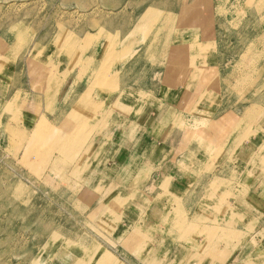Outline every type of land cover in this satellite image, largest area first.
I'll list each match as a JSON object with an SVG mask.
<instances>
[{
  "label": "rangeland",
  "instance_id": "rangeland-1",
  "mask_svg": "<svg viewBox=\"0 0 264 264\" xmlns=\"http://www.w3.org/2000/svg\"><path fill=\"white\" fill-rule=\"evenodd\" d=\"M256 33H264V0H0V264H128L127 252L152 245L167 246L146 264H264V80L255 81L264 78V40L255 43ZM234 34L258 52L241 49ZM162 47L166 69L187 78L201 68L207 101L204 119L194 113L183 123L184 162L191 146L196 154L178 170L176 121L147 134L146 152L143 128L128 134L127 112L117 109L124 93L115 91L146 73L151 82ZM205 54L213 72L195 63ZM232 70L244 76L228 82ZM79 82L85 88L74 91ZM142 101L139 109L154 108ZM41 115L48 127L35 133ZM230 137L233 150L224 147ZM241 158L255 159L252 173ZM224 163L232 169L218 175ZM181 172L188 186L177 198L172 179ZM198 204L209 209L198 213ZM161 213L171 226L155 221Z\"/></svg>",
  "mask_w": 264,
  "mask_h": 264
},
{
  "label": "crops",
  "instance_id": "crops-1",
  "mask_svg": "<svg viewBox=\"0 0 264 264\" xmlns=\"http://www.w3.org/2000/svg\"><path fill=\"white\" fill-rule=\"evenodd\" d=\"M168 50L161 51L162 60L158 59V63L157 64L155 63V65H154L155 70H153L152 74H151L152 75L151 82H150V73H146L144 76H142L140 78V81L132 82V83H126V84L122 85L118 89V91H115V92H117L116 95H121V92L124 93V94H122L121 97H119L120 98L119 103L121 106L118 107L117 109L119 111L123 110V111L127 112L126 115L128 116L129 119L126 121V124H127L126 132L129 134V128L132 126H134V128H136V130L137 129L141 130L142 128L143 129L145 128L147 130L146 133H145V131H143V129L141 132L144 134L143 136L145 137V138L144 137L142 138V142H143V146H144L142 150H144L146 152H147V150L151 151V149L154 147V143H153L154 140L152 138L148 139V135L150 134V132L153 131V133L154 132L156 133V132L160 131V129H163V126L166 127L168 124L169 125L166 128H174L171 126V124L174 121H176V123H174L175 124L174 126H175V128L178 129V131H176V132L171 131V133L173 132V135H175V136L170 137V143L172 146H174L175 149H178V151L180 153L179 158H177L176 161H174V163H173L174 166L176 165L178 167L177 168V170H178L179 166H181V165L184 166V163L186 161H188V160H186L184 162V159H185L184 155H185V153L188 152V148H189L188 146H185V145L189 144V140L185 141V139H186L185 135L186 134L184 132H185L186 128L183 126V123H184V121L187 122L188 120H190V117H192V114H194V113L196 114L197 117L199 116L198 119H200V118L204 119L206 116L203 113L206 111L202 110V107L207 108V104L205 103V101H206V100H204L205 98L201 97L202 93H203V91H201L202 88H200L201 80H200V74H199L200 71L199 70L201 68L200 67L197 68V70L195 72L196 73L195 77L198 80H196L195 77L192 76L193 74H195L194 70H192L191 75H190L191 70L187 71V73H186L187 78H183V77H181L180 74H176L175 73L176 71L166 69L167 62H168L167 60L169 59L168 52H167ZM208 54H205L203 56H197L195 59V63L197 66H199V65H201V62L205 61L208 65L204 66V67L207 69H210L209 72H213V70L217 66L210 64L209 56H207ZM161 61L164 62L162 65H161ZM62 64H63V67H62L63 69H61L60 71L65 72L67 70V67L69 66V63H66L65 59H64ZM202 69H203V67H202ZM68 75H70V74H68ZM68 75L64 80V84H62V91L59 94L58 101L61 100L63 93L67 90V88L69 87V85L72 82L73 76H68ZM1 76L4 77L3 74ZM187 81H189V82H187ZM120 85H121V82H120ZM8 86L9 85H7V88H9ZM21 86H23V85H21ZM84 88H85V85L83 84V82H79V84H77V86L74 88V91L83 90ZM18 92H20V91H18ZM14 93H15V90H14ZM96 95H97L98 99H99V97L104 96V94H102V95L100 94L99 96H98V94H96ZM209 95H212V94H209ZM112 98L114 99V97H112ZM116 98L117 97L115 96V99ZM140 98H142V100L145 102L150 100L154 104V108L149 109L145 105L144 107L142 106L143 107L142 110L139 109L141 101H142ZM1 99H3V97H1L0 100ZM201 102H203V104H201ZM117 109H115V111ZM169 111H170V113H168ZM227 112L228 111L225 110L223 112V114L218 118L219 121H217V122H220L221 117H224V115ZM135 113H137V114H135ZM167 114H169V117H166V116H168ZM118 117L124 118V116L121 114L118 115ZM132 117L134 118L133 122H131V120H130V118H132ZM180 121L182 122V124H180L181 123ZM136 132H138V131H136ZM188 133H190L189 136H191V134L193 133L194 138L197 135V132L196 133L195 132H192V133L188 132ZM211 133H213V132H211ZM211 133H209V134H211ZM134 134H136V133H134ZM187 139H188V137H187ZM131 148H129V147L126 148L128 151V156L130 155V149ZM191 148H192V152L190 155H192V156L190 157L189 160L194 159L193 156L196 154V152L193 151L195 146H191ZM225 148L230 149V146L227 145V146H225ZM199 149H200V151L205 150V148H202V147H200ZM231 150H233V147H231ZM180 157H181V159H180ZM239 161H240L239 164H241L242 161L241 160H239ZM123 163H125V160L123 161ZM123 163H122V165H123ZM111 165H112V163H111ZM110 171L112 172V170H110ZM180 179H182V178L179 176V179H175V180L172 179V182L180 180ZM130 234H132V233H130ZM130 234L127 235V237L130 236ZM126 240L128 241L127 238H126ZM131 243L132 242L129 241V244H131ZM161 246L162 247H159L156 245H152L150 247L145 246L142 249V251L135 253V254L132 251L128 250L129 252H127V254L125 255L123 260L125 261V258H126V261L128 262V264H146L147 261L150 263L151 262L150 251L152 249L155 250L156 251L155 253H157V255L159 254L162 258V254L164 251L163 247L166 248L167 245L166 246L161 245ZM78 252L80 255L83 251H81V252L78 251ZM71 256L73 258H77V257H75L76 255L74 252L72 253Z\"/></svg>",
  "mask_w": 264,
  "mask_h": 264
},
{
  "label": "bare ground",
  "instance_id": "bare-ground-1",
  "mask_svg": "<svg viewBox=\"0 0 264 264\" xmlns=\"http://www.w3.org/2000/svg\"><path fill=\"white\" fill-rule=\"evenodd\" d=\"M235 35V34H234ZM238 39H240L241 40V42L243 41V40H245V42H243L242 44H241V49H245L246 51H248L249 53H251L252 55H254V53L256 54L257 52H258V50H257V48H255L254 47V45H252V44H248V35L247 36H245V35H235ZM255 43H258V42H262L263 40H264V33L263 34H260V35H258L257 33L255 34ZM194 38V37H193ZM246 40H247V42H246ZM178 41L180 42L179 43V45L182 43V42H185V43H187V41H185V39L183 38V37H180L179 39H178ZM191 45H184V47L185 48H187V47H190ZM242 46H243V48H242ZM161 50L162 51H164V48L162 47L161 48ZM244 58H246V57H244ZM251 62V61H250ZM244 75H243V73H238V72H236V70H232L229 74H228V76L225 78L226 80L228 79V78H231V79H233V80H235V82H237V81H239L240 79H241V77H243ZM259 78H260V80H259ZM259 78L257 79V80H255L256 82H260V81H262V80H264V78H262V76H259ZM230 79H228L227 81L228 82H231V81H229ZM235 83L233 82L232 83V85H234ZM244 103V102H243ZM252 103H254V102H251L250 104H249V102L247 103V104H241L242 106L244 105L245 106V108H248V107H250V105L252 104ZM42 117H40L39 118V120H38V122H37V126H36V128H35V133H37L38 132V130H40V129H46L48 126H47V122L45 121V118H44V116L43 115H41ZM107 122V121H106ZM107 124V123H106ZM105 123H103L102 124V126H101V132H103V129L105 128V125H106ZM96 129H97V127H96ZM109 130V129H108ZM107 130V131H108ZM98 131H100V130H98ZM251 131V130H250ZM40 132V131H39ZM210 132V131H209ZM249 132V131H248ZM248 132H247V134H248ZM232 134H233V132H231ZM231 133H229L227 136H229ZM251 133V132H250ZM208 135V134H207ZM201 136H203V137H205V135H204V133L202 132V134H201ZM214 136H217V133L215 134V133H211V134H209L208 136H207V140H209L210 139V137H214ZM231 136H233V135H231ZM203 137H200V136H198V141H197V143L198 144H203L204 142H206V143H208L207 141H203L204 139H203ZM231 139H228V140H226L225 141V146H230V149H231V144H232V141H233V139H232V137H230ZM247 140H248V138H247ZM67 143H68V141L66 142V141H63V143H62V145L60 146V150L61 151H63V150H65L66 149V145H67ZM248 143V142H247ZM261 143L264 145V139L261 141ZM249 144V143H248ZM70 145V144H69ZM224 146V147H225ZM223 147V146H222ZM264 151V150H263ZM253 154V153H252ZM192 155H190L189 156V158L187 159V160H189L190 159V157H191ZM235 156V155H234ZM252 156V155H251ZM249 158H251V157H249ZM248 158V159H249ZM228 161V160H227ZM241 164L239 165V167H242L241 169H244V170H246L247 171V173H252V171H251V169H253V166H255L256 165V163L254 162L255 161V159L254 158H252V159H249V160H247V159H243V158H241ZM244 163H246L245 164V166H243V164ZM225 168H228V169H232L231 168V166L229 165V164H226V163H224V164H222L221 165V169L222 170H220V171H218L217 172V174L218 175H221V174H223L224 173V169ZM256 169V168H255ZM261 169V168H260ZM213 170V169H212ZM221 173V174H220ZM262 173H263V171H262ZM181 174L182 175H180V177L181 178H183L184 177V173L183 172H181ZM261 175V174H260ZM183 176V177H182ZM215 177H218V176H215ZM238 177V176H237ZM215 179V178H214ZM242 179V178H241ZM252 179V178H251ZM240 180V179H239ZM246 180V179H245ZM261 180V179H260ZM202 181V180H201ZM238 182V181H237ZM201 183V182H200ZM261 183V182H260ZM264 183V181L262 182V184ZM192 184V183H191ZM190 184V185H191ZM182 185V186H181ZM260 185V184H259ZM188 185H187V183H186V181L184 180V179H180L179 180V190H177L176 191V197L179 195L180 196V189H184V188H186ZM199 186V185H198ZM180 187H182V188H180ZM205 190V189H204ZM179 191V192H178ZM187 191V190H186ZM211 194V193H210ZM177 198H179V197H177ZM176 198V199H177ZM221 198V197H220ZM18 199V198H17ZM181 200V199H180ZM7 201H8V199H7ZM178 202H180V201H178ZM173 203V202H172ZM224 203V202H223ZM169 204H171V203H169ZM168 204V205H169ZM235 204H237V203H235ZM252 204V203H251ZM175 205V204H174ZM179 205H181L180 203H178V206ZM248 205V204H247ZM152 208V207H151ZM168 208H169V206H168ZM174 208V207H173ZM178 208H180V207H178ZM183 208V207H182ZM207 207H205V205H204V207H201L199 204H198V208H196V211L198 212V213H201L203 210L202 209H206ZM227 208V207H226ZM157 209V208H156ZM207 209H209V208H207ZM152 210L153 211H155L153 208H152ZM180 211H181V209H180ZM184 211V210H183ZM195 211V210H194ZM233 210H231V213H233L232 212ZM142 212H144V211H142ZM149 212H150V210H149ZM152 212V211H151ZM162 212H163V210H162ZM213 212V211H212ZM223 212V211H222ZM226 212V211H225ZM228 212V211H227ZM174 213V212H173ZM175 214V213H174ZM202 214V213H201ZM205 214V213H204ZM151 215L153 216L154 215V213H151ZM159 215V214H158ZM169 215V214H168ZM196 215V214H195ZM140 216V214L138 215V217ZM157 216V215H156ZM202 216H204V215H202ZM206 217H207V215H206ZM221 217V216H220ZM190 218H192V217H190ZM222 219V218H221ZM171 220H173V218L172 219H169V218H167V214L165 215V217L164 216H162V213L160 214V216H158L157 218H156V222H158L160 225H167V226H171ZM180 220V222H181V219H179ZM238 220V219H237ZM141 222V221H140ZM239 222V221H238ZM126 223H129V220L127 219L126 220ZM133 223V222H132ZM132 223H130L129 225H131ZM157 223V224H158ZM186 223V222H185ZM191 223V222H190ZM194 223V222H193ZM196 223V222H195ZM194 223V224H195ZM212 223V222H211ZM219 224H220V222H218ZM223 223V222H222ZM227 223V222H226ZM175 224V223H174ZM203 224V223H202ZM219 224H217V225H215L214 226V228L216 229V228H218L219 229V227H221V225H219ZM229 225V224H228ZM134 226H135V228L137 229V227L139 228V225H136V224H134ZM155 226V225H154ZM200 226V225H199ZM147 227V226H146ZM145 227V228H146ZM148 229L150 230V226L148 225ZM185 227V226H184ZM171 228V227H170ZM175 228V227H174ZM201 228V227H200ZM199 228V229H200ZM202 228H203V226H202ZM126 229V228H125ZM130 229V228H129ZM144 229V228H143ZM169 229V228H168ZM177 229H179V228H177ZM229 229V228H228ZM138 230V229H137ZM151 230H153V229H151ZM158 230V229H157ZM128 231V230H127ZM178 231V230H177ZM202 231V230H201ZM219 231V230H218ZM161 232V231H160ZM179 232V231H178ZM147 233H148V231H147ZM162 233V232H161ZM192 233V232H191ZM220 233H222V232H220ZM179 234V233H178ZM193 234V233H192ZM198 234V233H197ZM219 234V233H218ZM224 234V233H223ZM121 235V234H120ZM127 235V234H126ZM128 235H129V233H128ZM221 235V234H220ZM227 235V234H226ZM124 236V235H123ZM122 236V237H123ZM151 236V235H150ZM195 236V235H194ZM215 236V235H214ZM119 237V236H118ZM136 237V233L134 232V233H132V234H130V236H128L127 237V239H128V241H132L134 238ZM187 237V236H186ZM137 238V237H136ZM153 238V237H152ZM135 241V240H134ZM133 241V242H134ZM118 243H119V241H118ZM121 244V243H120ZM123 244V243H122ZM151 244V243H150ZM72 247L73 246H71L70 245V247H69V249H72ZM145 247V246H144ZM134 248V247H133ZM143 248V247H142ZM127 249V248H126ZM187 249V248H186ZM192 251V250H191ZM194 251V250H193ZM156 251L155 250H151L150 251V258H151V262H157L158 260H156V258H157V255H156V253H155ZM144 253V252H143ZM153 255V256H152ZM159 255V254H158ZM158 259V258H157ZM161 259H163V257L161 258ZM104 258L102 259V261L104 262ZM105 262H107V261H105ZM103 264H105V263H103Z\"/></svg>",
  "mask_w": 264,
  "mask_h": 264
}]
</instances>
